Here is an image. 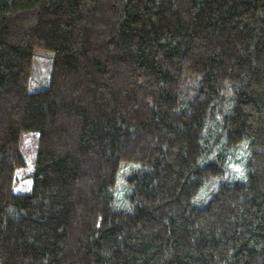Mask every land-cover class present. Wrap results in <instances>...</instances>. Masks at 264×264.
I'll return each instance as SVG.
<instances>
[{"label": "trees", "instance_id": "1", "mask_svg": "<svg viewBox=\"0 0 264 264\" xmlns=\"http://www.w3.org/2000/svg\"><path fill=\"white\" fill-rule=\"evenodd\" d=\"M0 264H264V0H0Z\"/></svg>", "mask_w": 264, "mask_h": 264}, {"label": "rangeland", "instance_id": "2", "mask_svg": "<svg viewBox=\"0 0 264 264\" xmlns=\"http://www.w3.org/2000/svg\"><path fill=\"white\" fill-rule=\"evenodd\" d=\"M34 63L32 68V89L36 87L43 86L47 84L50 76V69L52 64V54L36 51L34 55ZM25 145H33L31 143L30 137L26 136ZM32 169L31 160L28 161V166L23 169H19L16 174V183L15 190L16 191H28L30 188V172Z\"/></svg>", "mask_w": 264, "mask_h": 264}]
</instances>
